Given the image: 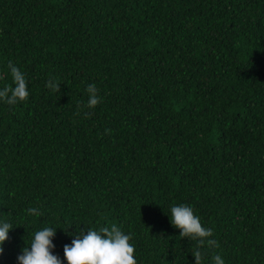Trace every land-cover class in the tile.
Segmentation results:
<instances>
[{
    "label": "trees",
    "instance_id": "obj_1",
    "mask_svg": "<svg viewBox=\"0 0 264 264\" xmlns=\"http://www.w3.org/2000/svg\"><path fill=\"white\" fill-rule=\"evenodd\" d=\"M9 62L29 97L0 99V264L45 227L67 264L80 230L113 224L137 264H195L197 247L264 264V0H0V89ZM179 205L218 248L179 236Z\"/></svg>",
    "mask_w": 264,
    "mask_h": 264
},
{
    "label": "clouds",
    "instance_id": "obj_2",
    "mask_svg": "<svg viewBox=\"0 0 264 264\" xmlns=\"http://www.w3.org/2000/svg\"><path fill=\"white\" fill-rule=\"evenodd\" d=\"M8 68L12 76L13 84L0 89V99L4 100L9 106L18 102L28 100L29 91L25 75L13 63L9 62ZM60 83L49 80L46 87L53 92H60ZM88 100L84 107L95 108L100 103L97 95L98 89L95 84H89L86 89ZM79 112H77V115ZM85 117L91 115L90 112L84 113ZM30 215H40L37 208H29ZM170 220L174 227L180 229L179 236L198 241V245L203 247L205 243L210 248H218L219 244L213 237V230L202 226L200 219L187 205L171 207ZM13 226L9 222L0 223V254L4 249L2 245L8 239L9 230ZM56 233V228L45 227L37 231L30 246L22 250L18 255L19 264H62L60 258L52 253L55 245L52 237ZM131 234H125L117 225L111 227H101L98 231L89 229L85 234L80 230L79 234L72 240L71 245H64V258L67 264H137L134 257L135 248L130 243ZM195 264H202V252L199 247L192 252ZM214 264H225L221 255L216 254L212 257Z\"/></svg>",
    "mask_w": 264,
    "mask_h": 264
}]
</instances>
